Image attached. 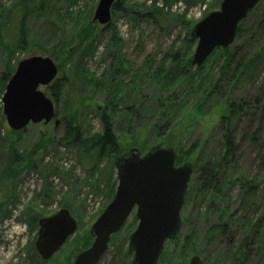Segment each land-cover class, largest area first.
<instances>
[{
	"label": "rangeland",
	"instance_id": "obj_1",
	"mask_svg": "<svg viewBox=\"0 0 264 264\" xmlns=\"http://www.w3.org/2000/svg\"><path fill=\"white\" fill-rule=\"evenodd\" d=\"M98 1L0 0V264H71L89 248L93 241L90 227L114 196L115 170L113 181L108 182L110 170L103 159L90 174L92 162L80 155V149L63 147L58 140L67 121L80 127L85 145L100 133V115L107 104L118 154L136 149L143 155L158 144L177 154L178 148L188 152L195 145L192 153L175 161V166L191 163L193 172L180 212L183 223L178 239L165 242L157 264H188L194 255L203 264H211L218 247H205L201 235L213 218L204 217L208 198L200 200L195 186L200 178L198 166L223 152L222 117L230 104L241 107L242 112L230 133L235 163L227 168V174L236 165V173L255 180L253 189L260 199L245 217L251 222L264 217V0L248 14L244 32L232 45L245 59L262 52L255 68L229 87L221 82L220 92L207 97L203 108H183L177 119L168 116L170 129L161 137L156 134V127L163 122L160 114H172L167 108L169 97L183 95L187 86L181 80L168 89L152 79V72L146 73L143 64L150 60L159 67L167 60L164 66L169 69L178 64L170 60L177 52L190 64L196 40L193 37L191 43L188 34L191 31L193 35L197 22L218 11L222 0H121L124 10L111 14L106 31L92 21ZM31 57L49 58L57 68L55 79L64 76L66 80L59 83L57 101L50 95L52 83L39 87L53 104L54 119L46 124L30 123L14 132L2 115L1 98L19 62ZM114 57L126 62L123 70L115 72L120 66ZM253 135L254 141L250 139ZM240 193L237 186H224L215 195L216 201L223 207L229 205L233 212ZM61 209L69 211L77 230L56 254L42 261L34 249L37 222ZM134 214L111 237L98 264H130L131 255L126 251L137 225ZM230 230L234 242L242 240L243 230ZM189 236L195 241L200 236L193 252L183 244ZM220 251L226 252L225 244ZM232 256H223L222 262L229 263ZM243 264H264V240L255 239Z\"/></svg>",
	"mask_w": 264,
	"mask_h": 264
},
{
	"label": "water",
	"instance_id": "obj_2",
	"mask_svg": "<svg viewBox=\"0 0 264 264\" xmlns=\"http://www.w3.org/2000/svg\"><path fill=\"white\" fill-rule=\"evenodd\" d=\"M260 0H222L219 10L209 13L193 28L196 46L190 66L200 67L215 49L232 45L237 26ZM115 0H99L92 21L106 26L111 21ZM57 68L49 58L22 60L8 80L1 98L2 115L14 132L30 123L44 124L55 117L52 102L39 90L56 78ZM58 125V121L55 122ZM176 151L164 144L151 147L141 155L136 149L113 160L117 180L111 202L91 225L93 241L71 264H98L117 234L135 211L136 228L129 235L127 253L130 264H157L165 242L181 230L180 212L185 202L193 165L175 166ZM34 249L40 260L48 261L77 230V224L66 209L37 222ZM188 264H202L194 255Z\"/></svg>",
	"mask_w": 264,
	"mask_h": 264
},
{
	"label": "trees",
	"instance_id": "obj_3",
	"mask_svg": "<svg viewBox=\"0 0 264 264\" xmlns=\"http://www.w3.org/2000/svg\"><path fill=\"white\" fill-rule=\"evenodd\" d=\"M43 5L44 3L40 4L39 7L41 8ZM256 7L257 5L251 11L256 9ZM123 10L121 0H116L111 10V14ZM135 15L139 18L150 17V14ZM247 16L238 24L233 43L235 42V39H237L244 32V22ZM107 29H110L109 24L104 26V31ZM110 31L112 32L111 38L115 41V38L117 37L115 35V31H112V29ZM188 36L190 42L193 43L194 38L191 31ZM20 38L23 41L22 36ZM232 45L226 49H215L200 67L194 69L190 66L189 61L183 62V60L179 57V52L174 53L170 57V60L173 63L174 61L178 62L177 66H173L169 69H166L164 66V63L167 60L162 62L159 67L158 65L155 66L153 61L146 60L145 64H143L147 71L146 73L152 72V79L161 83L164 87L170 89L181 80H185L187 86L183 95L179 96L177 94H173L169 97L167 101V108L171 109L172 114H168L166 111L160 114V120L163 122L161 125L156 127L157 137L165 135V133L170 129L168 116L171 115L173 119H177L183 111V108H203L206 103L204 100L207 97H214L216 96V93L220 92L219 84L221 82L225 83L226 86L229 87L231 83L241 79L246 72H250L255 68L258 59L263 53L261 52L254 56L250 55L245 59L242 55H237L235 53V48H232ZM115 47H117V44H115ZM114 58L118 59L115 64L120 66L115 70V72H117L126 65V62L123 60L121 61L118 57ZM146 73H144V75L147 77ZM61 80H66V77L62 76L61 79H55L54 82H52L53 85L50 87V95L54 101H57L60 96L61 88L59 83ZM126 109H128V107H126ZM241 112V107L235 104L229 105L228 112L222 117L224 123L223 128L225 130V133L223 134V152L220 153L217 158H214V160H208L198 166L200 178L195 186L196 193L200 200L206 201L208 198L207 206L203 214L204 217L209 216L213 218L210 219L213 221L212 224H210L206 231L201 235V241L205 247H218V251L215 252L216 254L211 260V264H243L249 254V247L253 245L255 239L260 243L264 240V217H261L255 222H251L245 217L248 209L254 207L256 202L260 199L255 196L253 189L255 180H248L244 176L236 173V165L233 167L232 172L227 174V168L231 166L235 159V146L232 141V137H230V133L233 128V123L238 119ZM100 124V133L92 137V139L88 142H85V145H82L84 142L82 140L80 127L71 122L64 121V134L61 138H59L58 143L63 147H75L80 149V155L86 157L92 162L89 168L90 174L97 171L100 162L103 159H106L110 170V174L108 175V182H110L114 179L113 161L111 162V159L113 158L114 160V158L120 154H118L117 150L118 146L113 130L109 104L106 105V108L100 115ZM250 139L254 141V135L251 136ZM195 148V145H192L190 148L191 150L188 152H184L182 147L178 148L176 162L184 155L192 153ZM229 185L237 186L241 192L240 199L233 212H231L229 205L226 207L221 206V204L216 201L215 196L221 188ZM64 207L70 210L68 204H65ZM237 213H240L238 217H236ZM262 225L263 229L260 227ZM230 227H234L236 230H243L244 236L241 241H233ZM173 239L176 242L178 237L176 236ZM199 241L200 236L196 241L192 240V236H189L188 238H184L183 244L186 245L185 247L187 248V251L193 252L196 250V244H198ZM222 244H225V253H222V251L219 252V247ZM228 254L231 256L234 255L232 256L231 261L229 263L222 262V257L227 256Z\"/></svg>",
	"mask_w": 264,
	"mask_h": 264
},
{
	"label": "flooded vegetation",
	"instance_id": "obj_4",
	"mask_svg": "<svg viewBox=\"0 0 264 264\" xmlns=\"http://www.w3.org/2000/svg\"><path fill=\"white\" fill-rule=\"evenodd\" d=\"M186 195H187V193H186ZM185 199H186V198H185ZM130 215H131V214H130ZM134 215H135V214H134ZM181 228H182V227H181ZM127 255H131V259H132V254H128V253H127Z\"/></svg>",
	"mask_w": 264,
	"mask_h": 264
}]
</instances>
